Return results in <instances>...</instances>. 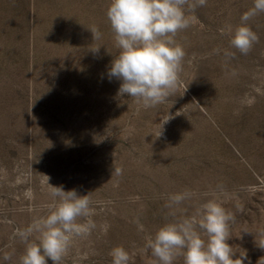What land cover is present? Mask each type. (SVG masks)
Returning a JSON list of instances; mask_svg holds the SVG:
<instances>
[{
    "label": "rangeland",
    "instance_id": "1",
    "mask_svg": "<svg viewBox=\"0 0 264 264\" xmlns=\"http://www.w3.org/2000/svg\"><path fill=\"white\" fill-rule=\"evenodd\" d=\"M109 4L0 0V264H20L36 242L17 230L47 214L49 184L88 195L95 224L61 264H111L115 246L155 264L145 236L212 198L232 217L233 259L264 264V13L247 22L258 41L241 54L229 30L254 0L185 6L175 91L144 109L108 75L119 54ZM181 192L191 198L169 207Z\"/></svg>",
    "mask_w": 264,
    "mask_h": 264
},
{
    "label": "clouds",
    "instance_id": "2",
    "mask_svg": "<svg viewBox=\"0 0 264 264\" xmlns=\"http://www.w3.org/2000/svg\"><path fill=\"white\" fill-rule=\"evenodd\" d=\"M206 3L207 0H110L106 16L119 54L108 75L122 81L118 95L129 96L144 109L166 102L175 91L185 56L175 40L177 33L190 25L185 6L194 10ZM259 13H264V0H254L253 8L242 15L241 24L229 30L230 45L241 54H247L258 41L247 22ZM91 31L99 38L98 31ZM170 118L163 121L162 127ZM49 186L52 200L46 205L47 214L34 219L26 229L17 230L24 241L31 236L36 241L27 243L20 264H47L48 259L61 264L73 241L86 237L95 228L88 219L93 214L88 195ZM190 198L189 192L171 195L168 206ZM82 219L85 222H80ZM231 219L221 202L207 199L191 217L148 233L143 250L150 252L155 264H174L181 256L183 264H242L241 259H233L235 253L228 243ZM260 247L264 248V244ZM109 255L111 264H134L135 253L123 246L113 247Z\"/></svg>",
    "mask_w": 264,
    "mask_h": 264
}]
</instances>
